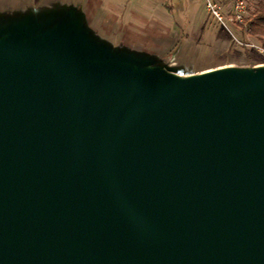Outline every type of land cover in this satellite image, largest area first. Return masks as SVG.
Listing matches in <instances>:
<instances>
[{
	"label": "water",
	"instance_id": "obj_1",
	"mask_svg": "<svg viewBox=\"0 0 264 264\" xmlns=\"http://www.w3.org/2000/svg\"><path fill=\"white\" fill-rule=\"evenodd\" d=\"M20 34L0 44V264H264V68L181 78Z\"/></svg>",
	"mask_w": 264,
	"mask_h": 264
},
{
	"label": "rangeland",
	"instance_id": "obj_2",
	"mask_svg": "<svg viewBox=\"0 0 264 264\" xmlns=\"http://www.w3.org/2000/svg\"><path fill=\"white\" fill-rule=\"evenodd\" d=\"M215 1L223 23L204 0H0V44L19 32L21 42L43 43L56 32L109 61L181 78L264 68L258 36L243 29L258 0H244L243 21L233 0Z\"/></svg>",
	"mask_w": 264,
	"mask_h": 264
},
{
	"label": "trees",
	"instance_id": "obj_3",
	"mask_svg": "<svg viewBox=\"0 0 264 264\" xmlns=\"http://www.w3.org/2000/svg\"><path fill=\"white\" fill-rule=\"evenodd\" d=\"M243 29L249 34L258 36L264 50V0L257 1Z\"/></svg>",
	"mask_w": 264,
	"mask_h": 264
},
{
	"label": "built area",
	"instance_id": "obj_4",
	"mask_svg": "<svg viewBox=\"0 0 264 264\" xmlns=\"http://www.w3.org/2000/svg\"><path fill=\"white\" fill-rule=\"evenodd\" d=\"M207 8L210 9V11L213 13V15L222 23L224 22L223 15L221 14L220 10L221 6L217 4L215 0H204ZM225 2L227 0H224ZM233 7L235 9L234 12V19L237 21H243V15L245 12V1L244 0H233ZM262 52H264L263 49H261Z\"/></svg>",
	"mask_w": 264,
	"mask_h": 264
}]
</instances>
